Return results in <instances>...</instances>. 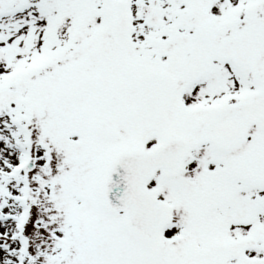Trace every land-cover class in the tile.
<instances>
[{
    "label": "snow or ice",
    "instance_id": "obj_1",
    "mask_svg": "<svg viewBox=\"0 0 264 264\" xmlns=\"http://www.w3.org/2000/svg\"><path fill=\"white\" fill-rule=\"evenodd\" d=\"M0 264H264V0H0Z\"/></svg>",
    "mask_w": 264,
    "mask_h": 264
}]
</instances>
